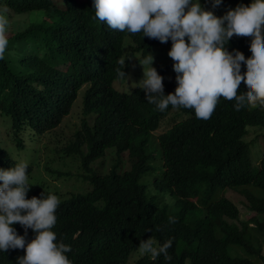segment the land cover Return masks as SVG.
I'll use <instances>...</instances> for the list:
<instances>
[{
  "label": "clouds",
  "instance_id": "9594fccd",
  "mask_svg": "<svg viewBox=\"0 0 264 264\" xmlns=\"http://www.w3.org/2000/svg\"><path fill=\"white\" fill-rule=\"evenodd\" d=\"M195 1L80 0L79 3L84 5L79 11L85 17L87 28L101 36L92 38L97 42L89 52L84 48L85 43L74 36L44 21L35 20L41 28V35L48 36L44 44L46 50L40 52L45 57L41 69L47 68L51 73L48 88L43 86L40 90L51 91L56 117H61L59 126L63 124L60 128L70 126L73 129L84 123L89 127L109 128L126 115L127 124L137 133L138 158L133 157L129 149L120 152L119 143L112 146L119 155L128 156L132 163L130 169L118 171L121 161H117L110 170L101 173L100 169H92L95 161L90 170L83 168L84 171L78 175L91 184L83 191L94 188V176H105L111 170L119 174L131 172L137 164L139 184L148 195H155L148 193L149 184H153L157 192L163 183L168 184L171 190L182 174L196 181L204 176L211 164L208 183L199 180L197 187L202 190L208 187L217 200H232L227 192L238 191L225 182L221 185L216 182L212 160L217 157V141L214 134L206 132L202 126L195 124V128H188L176 121L150 128L145 134L138 132L142 123L155 119L157 110L164 112L172 107L194 109L196 117H192L205 122L214 114L221 97L235 100L236 111L244 107L254 109L264 106V0H253L251 5H238L221 17L205 10L209 0ZM212 3L213 7H218L230 2L212 0ZM23 16L31 17L28 13ZM9 23L7 6L0 7V60L5 58L9 43ZM233 36L252 37L250 58L239 50L234 53L227 50L225 45ZM139 42L143 44L141 49H138ZM146 47H150L147 52ZM168 49H171L168 52L171 59L161 60L166 62L161 64L155 54L157 50ZM172 61L174 64L168 66ZM242 64H246L247 68L243 74ZM242 82L248 88L245 93L238 91ZM43 83L44 80H41L39 84ZM7 89L17 98L26 97L20 84L14 89ZM81 92L82 99L76 104ZM133 92H137L139 98L131 99ZM10 114L33 113L27 110V104L0 107V117L11 134ZM65 118L74 122H65ZM161 128L164 130L159 132ZM22 133L31 134L32 130L24 127ZM13 135L11 141L15 142L14 130ZM25 144L27 147L20 148L16 144L15 147L23 151L30 147L32 141ZM65 147L61 149L59 142L58 154L62 158L77 154L65 150ZM0 149H9L12 159L10 162L0 161V251L26 250V254L17 258L18 264H79L78 255L73 257V249L62 241L57 242V234L52 231L57 222L56 211L60 200L56 195L26 198L28 191L36 187L29 183L34 166L24 162L20 155L12 154L15 148L12 144L7 145V135L1 128ZM107 151L101 158L106 156ZM53 161L55 159L47 166H52L50 162ZM30 166L31 172H28ZM59 170L69 176L72 173L69 169ZM152 171L155 172L152 180L142 182V177ZM48 172L54 178L61 177ZM59 187L56 186L55 190L44 187L45 194L56 192ZM100 204H107V200ZM17 223L25 229V236L18 235L13 227ZM29 229L36 233L31 242L26 240ZM154 245L155 241L150 237L140 241L139 250L150 253L154 260L162 254L165 260L172 259L169 255L172 240L159 247ZM140 252L133 255L138 259ZM131 256L122 264H129Z\"/></svg>",
  "mask_w": 264,
  "mask_h": 264
},
{
  "label": "trees",
  "instance_id": "16d2710c",
  "mask_svg": "<svg viewBox=\"0 0 264 264\" xmlns=\"http://www.w3.org/2000/svg\"><path fill=\"white\" fill-rule=\"evenodd\" d=\"M79 1L0 0V7L7 6L10 20L7 32L9 43L5 58L0 60V107L27 104V110L33 113L10 114L14 143L18 147H27L25 143L32 141L31 145L34 144L38 152L45 145L58 154L60 142L61 149L67 145L65 150L80 155L83 168L90 170L93 162L105 155L107 148L119 143L120 152L129 149L131 155L138 158L139 145L136 130L127 124L126 115L109 128L89 127L85 123L73 128L69 143L64 144L67 135H61V117H56L51 91L40 90L43 86L48 88L51 73L47 68L41 69L45 57L40 52L46 50L44 44L48 36L41 35V28L35 20L44 21L74 36L85 43L87 51L95 48L97 41L92 38L101 37L100 33L87 28L85 17L79 11L84 4ZM233 1L238 0H229ZM240 1L244 5L252 3V0ZM206 2L205 10L212 9V0ZM25 13L34 19L23 16ZM251 40L252 37L233 36L225 46L229 52L239 50L250 58ZM141 48L143 44L139 42L138 49ZM149 48L146 47L145 52ZM173 64L172 61L168 66ZM241 71L242 74L247 71L246 64H242ZM41 80H44L42 85L39 84ZM18 84L23 88L24 99L17 98L7 89H14ZM238 91L247 92V85L242 82ZM137 98L138 93L133 92L131 99ZM235 104V100L221 97L214 114L205 122L192 117H196L194 109L172 107L164 112L157 110L155 119L142 123L138 132L145 134L150 128L179 121L185 127L195 128L197 124L206 132L213 133L217 141V157L212 160L216 182L220 185L225 182L245 196L244 204L249 213L244 219L240 208L232 200H217L208 187L203 190L197 187L199 180L208 183L212 164L196 181L182 174L171 190L168 184L163 183L158 192L168 191L175 200L173 206L160 205L155 195L144 193L139 184L138 164L131 172L119 174L111 170L105 176H94V188L90 191L64 195L57 190L45 194L46 187L36 186L28 191L26 198L58 197L57 222L52 231L57 234V242L62 241L73 249V257L78 255L79 264H122L129 260L134 249H139L141 240L150 237L156 247L172 240L173 245L169 249L172 259L167 261L162 254L154 260L150 253L138 251L141 256L134 264H264L261 238L264 235V154L262 160L255 164L251 155L253 141L247 140L251 128L264 129V106L254 109L244 107L236 111ZM24 127L32 133L24 135ZM46 139L52 141L51 145L48 146ZM85 145L88 146L86 152L83 151ZM8 152L9 149H0V161L12 160ZM46 169L59 176H69L52 166H46ZM104 199L107 204H100ZM13 227L18 235L25 236V229L20 224ZM35 235L29 229L26 240L31 242ZM231 246L238 247L247 255H231ZM24 254L26 250L22 249H9L7 253L0 251V264H18L17 258Z\"/></svg>",
  "mask_w": 264,
  "mask_h": 264
},
{
  "label": "rangeland",
  "instance_id": "374dc122",
  "mask_svg": "<svg viewBox=\"0 0 264 264\" xmlns=\"http://www.w3.org/2000/svg\"><path fill=\"white\" fill-rule=\"evenodd\" d=\"M252 2H253V0H252ZM193 3H196V1L193 0ZM241 4H243V3L240 0L233 1L230 3H225L222 5H219L218 7H213L212 9L207 10V11H211L217 17H221V15L224 12L235 9L238 5H241ZM186 40H187V38H186ZM170 50L171 49L164 50V51H158L157 50L155 55L157 57H159L161 64H165L166 62H163V61L171 59L168 56V52ZM165 54H167V55H165ZM161 60H163V61H161ZM81 99H82V92H81L80 98L76 102V104H78ZM64 121L65 122H74V120L71 118H65ZM5 124H6L5 121L0 117V128L7 135V145L12 144L14 146V148L16 149V150L14 149L13 152L17 151L16 153L12 152V154L20 155L21 159L24 162H27V164H31L34 166L33 172L29 176V183L30 184L35 185V186H41V187L44 186L46 188L53 189V190L56 189V186H60L59 189H60L61 193H63L64 195H68V194L78 192V191L87 190L90 187L89 186V185H91L90 181L83 180L82 177L78 176L81 172L84 171L83 166H82V158L80 155L74 154V155L65 156L62 158L60 154H56V153L50 151V149L48 147H45V145H43V150L41 152H38L37 147L34 144L30 145V147H28L27 149H25L23 151L18 150L15 147V143L13 141H11L14 138L13 130L11 129V134H10V132L7 130ZM163 130H164V128H161L159 130V132H162ZM71 132H72V128L70 126H66L64 129H62L61 135H67L65 137L64 144L69 143L70 138H71ZM247 140L253 141V144H252L253 151L251 152L252 160H253V162H255V164H258V162H260L262 160L263 153H264V130L261 127L252 128L250 130V133L247 135ZM45 142H48V146H49V145H51L50 143L52 141L49 139H46ZM251 149H252V147H251ZM87 150H88V147L85 146L83 148V151L86 152ZM256 153H258L259 155H257ZM120 157H121V159H119ZM52 159H55V161L50 162L52 167L59 168L61 170H68L69 169L74 174L70 175V176H61L59 178H54V176H52L46 169L48 162L51 161ZM117 161H121V163L118 167V171H120V172L129 170L130 166L132 165V163L128 160L127 155H119L117 153L116 149L112 147V148L108 149L107 154L104 158L96 160L94 165H92V169L93 170L94 169H100L101 173H105L107 170H110L112 165L114 163H116ZM154 174H155V172H153V171L145 174L142 177L141 181L146 182V181L152 180ZM148 193L149 194H155L157 196V202L160 205L168 204L170 206H173L175 203L174 198H172V196L169 195L168 193H158L155 190L153 184H149ZM227 196L229 198H231L238 205V207L240 208V211H241V217L243 219L246 218L247 214L249 213V210L244 204V201L246 199L245 196L241 192H238L235 190H229L227 192ZM261 238H262V244L264 247V235ZM138 251H140V250L137 249L136 251L133 252V254H135ZM242 251L239 250V248L235 247V246H231L229 249L230 254L233 256L247 255L244 252L242 253ZM133 254L130 258L131 261H129V264H134V262L137 260V256H134ZM252 258L254 260L257 259L256 257H252Z\"/></svg>",
  "mask_w": 264,
  "mask_h": 264
}]
</instances>
